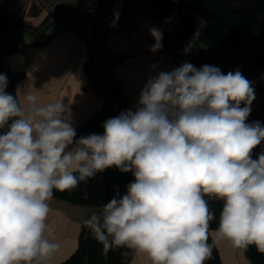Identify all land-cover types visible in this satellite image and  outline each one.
I'll return each mask as SVG.
<instances>
[{
  "label": "clouds",
  "instance_id": "clouds-1",
  "mask_svg": "<svg viewBox=\"0 0 264 264\" xmlns=\"http://www.w3.org/2000/svg\"><path fill=\"white\" fill-rule=\"evenodd\" d=\"M207 26L198 21L185 54ZM150 35V51L161 50V30ZM7 87L0 74V264H46L60 248L46 235L54 191L111 167L134 181L83 222L105 254L126 246L150 264H205L220 241L264 254V151L253 157L264 125L247 122L255 91L239 69L184 62L160 71L134 110L79 139L62 100L42 103L35 91ZM210 200L222 204L215 229Z\"/></svg>",
  "mask_w": 264,
  "mask_h": 264
},
{
  "label": "trees",
  "instance_id": "trees-1",
  "mask_svg": "<svg viewBox=\"0 0 264 264\" xmlns=\"http://www.w3.org/2000/svg\"><path fill=\"white\" fill-rule=\"evenodd\" d=\"M152 1L161 12L158 29L163 35V50L172 54L176 68L184 62H189L196 68L203 65L219 67L224 74L239 69L243 76L252 82L255 91V100L252 102V111L247 122L260 121L264 125V0ZM201 18L207 21L208 26L201 30L198 39L205 46L196 43L191 52L185 54L184 49L192 40L191 35L196 32ZM166 27L172 28L173 31L169 32ZM47 28L46 22L32 26L20 15L7 13L0 8V58L17 48L27 53L30 49L43 46L49 38L26 41L25 36H41ZM91 43L95 47L90 48V58L84 68L90 83L101 91L106 90L110 107L107 110H99L80 127L77 135L81 137L89 134L102 135L106 120L129 109L121 82L105 71L104 66L109 58L104 48V39H96ZM6 91L14 94L10 80ZM6 130H0V133ZM261 151H264V143L254 150L253 157L256 158ZM133 181L131 172L123 173L111 167L97 173L86 183L81 182L74 189L54 191L53 197L75 204L94 205L99 211L117 191L121 195L126 194L127 185ZM210 207L217 217L211 228H216L222 204L210 200ZM209 243H212L211 237ZM244 250L254 264H264V254L259 253L254 246ZM123 251L124 246L113 247L105 254L103 246L82 223L77 248L68 258L56 264H126ZM205 264H221L214 245L212 256Z\"/></svg>",
  "mask_w": 264,
  "mask_h": 264
},
{
  "label": "crops",
  "instance_id": "crops-1",
  "mask_svg": "<svg viewBox=\"0 0 264 264\" xmlns=\"http://www.w3.org/2000/svg\"><path fill=\"white\" fill-rule=\"evenodd\" d=\"M122 1L124 12L118 27L104 38V48L109 58L104 67L111 77L121 82L127 105L134 110L147 80L160 71H171L176 66L172 54L164 52L163 46L159 51H150L155 43L150 29L158 28L161 17L156 3L152 0ZM0 8L7 13L20 15L32 26L44 22L48 24L41 36H25L26 41L49 38L46 44L27 53L17 48L0 58V74H5L7 80L13 83L14 94L17 89L31 90L36 92L42 103L62 100L71 111L76 134L93 114L110 107L106 90L101 91L90 83L86 74L84 66L90 58V48L95 46L87 39L84 28L75 23L71 7L48 11L37 0H0ZM166 29L173 31L170 27ZM153 64L158 65L155 70ZM80 137L76 135V139ZM49 203L51 211L48 223L52 232L46 235L49 239L54 238L60 248L46 263L56 264L75 251L82 223L94 210L91 206L55 197ZM214 246L221 264H254L244 249L233 248L227 241L217 242ZM123 255L126 264H150L146 256L126 246Z\"/></svg>",
  "mask_w": 264,
  "mask_h": 264
},
{
  "label": "built area",
  "instance_id": "built-area-1",
  "mask_svg": "<svg viewBox=\"0 0 264 264\" xmlns=\"http://www.w3.org/2000/svg\"><path fill=\"white\" fill-rule=\"evenodd\" d=\"M38 4L53 11L61 7H71L76 24L84 28L87 39L92 42L104 39L117 29L123 11L122 0H37ZM119 19L113 24L114 13Z\"/></svg>",
  "mask_w": 264,
  "mask_h": 264
},
{
  "label": "rangeland",
  "instance_id": "rangeland-1",
  "mask_svg": "<svg viewBox=\"0 0 264 264\" xmlns=\"http://www.w3.org/2000/svg\"><path fill=\"white\" fill-rule=\"evenodd\" d=\"M193 36L194 35H191V38H193ZM196 43H198L201 46H205L203 43H201V41L199 39H197ZM87 206H91L93 208L94 212H96V208H97L96 206H94V205H87Z\"/></svg>",
  "mask_w": 264,
  "mask_h": 264
},
{
  "label": "water",
  "instance_id": "water-1",
  "mask_svg": "<svg viewBox=\"0 0 264 264\" xmlns=\"http://www.w3.org/2000/svg\"><path fill=\"white\" fill-rule=\"evenodd\" d=\"M226 46V45H225Z\"/></svg>",
  "mask_w": 264,
  "mask_h": 264
}]
</instances>
